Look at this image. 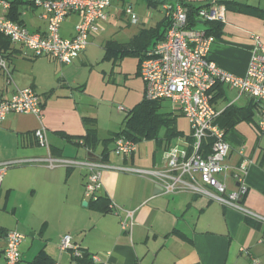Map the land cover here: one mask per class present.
Here are the masks:
<instances>
[{
  "label": "crops",
  "instance_id": "obj_1",
  "mask_svg": "<svg viewBox=\"0 0 264 264\" xmlns=\"http://www.w3.org/2000/svg\"><path fill=\"white\" fill-rule=\"evenodd\" d=\"M213 1L225 7L223 0H206L199 4L193 0H180L183 4L194 6H204ZM113 8L112 3L105 28L91 36L88 45L108 29ZM30 12L31 16H27L28 12L21 11L27 27L44 31L46 22L38 18L39 10L31 8ZM225 16L226 21L222 23L220 35L215 36L209 58L220 68L243 75L253 44L251 34L259 35L264 41V20L250 12L243 13L236 5L225 7ZM163 17L162 12L159 20ZM69 18L72 27L67 35L61 33L64 21L60 27L63 37H69L74 32L77 16ZM141 20L137 22L142 23L141 27L153 26L149 25L148 18ZM195 27L204 29L206 25L198 21ZM135 33L124 41H117L126 42ZM23 49L22 45L10 42L6 59L10 62L13 57L23 54ZM27 57L35 58L32 55ZM49 59L65 65L51 57ZM109 60L116 61L114 58ZM8 68L10 83L0 69V75L7 82L0 84V99L10 97L16 87L41 90L43 118L39 120L32 113H9L0 124V162L23 160L6 169L0 184V264H5V235L8 230L24 235L19 245L21 258L16 264H33L41 251L54 263L73 264L71 252L60 251L57 246L64 234L71 235L73 241L87 253L97 254L103 264H264V223L205 196L189 192L163 194L149 178L123 170L103 169L102 189L98 195L108 197L120 209L118 212H102L93 207L91 199L84 194L87 169L82 166L49 168L44 158L50 155L104 160L116 166L148 169L162 165L163 151L169 146L164 143L158 145L154 139L146 146L139 141L129 156H112L108 149V156L103 159L105 145L102 142L95 148L83 143L87 128L85 118L93 117L96 123L97 118L83 105L82 109L75 97L67 93L68 88L75 84H60L65 88L58 93L54 87L47 90L42 84V87H36L34 83L23 84L18 77L15 81L13 66ZM135 73L139 76L138 58ZM138 96V101L131 108L144 97L141 78ZM211 102L220 114L230 106L248 108L253 113L252 120H241L226 132L230 145L226 162L233 168L232 171H243L247 192L240 198L241 206L264 217V145L263 141L257 140V135H253L259 116L258 104L225 83H217L211 89ZM165 110L176 117L183 116L188 123L178 110L171 107ZM42 125L46 128L48 147L39 145L34 135V131ZM96 128L99 140L110 138L114 133L101 138L97 125ZM178 130L183 132L182 137L190 133ZM230 176L229 173L226 181L228 190L235 189L238 184ZM84 201L86 205L82 204ZM126 209L135 210L130 233L123 230L120 224L124 215L122 210Z\"/></svg>",
  "mask_w": 264,
  "mask_h": 264
},
{
  "label": "built area",
  "instance_id": "obj_2",
  "mask_svg": "<svg viewBox=\"0 0 264 264\" xmlns=\"http://www.w3.org/2000/svg\"><path fill=\"white\" fill-rule=\"evenodd\" d=\"M38 9V18L46 22L44 31L30 30L23 23L7 16L10 2L0 0V34L12 43L22 45L31 55L48 56L62 64L75 61L89 43L91 36L105 28L111 0H31ZM162 12L168 21L164 35L147 50L138 65V74L144 84V97L147 100H163L178 110L188 120L190 133L177 137V143L163 151L161 166L148 169L116 166L103 160L52 157L48 155L45 165L82 166L87 169L84 194L96 199L102 189L101 171L103 169L123 170L151 179L163 194L189 192L205 196L209 200L241 211L245 216L264 223V217L246 209L239 203L247 192L243 181V171H232L226 162L230 145L225 132L217 123L220 111L211 102V89L217 83H225L248 95L258 104L257 128L264 132V41L259 35L251 34L253 39L246 72L236 75L228 72L209 58L215 36L204 29L190 24L188 7L183 3H163ZM123 12L131 23L139 22L131 6ZM71 15L77 16L74 32L69 37L60 34L63 21ZM194 18L200 21H226L225 7L211 2L207 7L196 10ZM0 69L11 82L4 49L0 44ZM177 107V108H175ZM123 110L122 106H118ZM9 113H32L39 120L43 118L40 96L32 87H16L8 98L0 99V124ZM39 145L48 147L46 128L41 126L34 131ZM136 149V143L119 135L114 139L112 152L118 156H129ZM35 160V159H31ZM23 160L13 159L0 162V184L6 169ZM237 181L235 189L228 190L226 181ZM111 212L120 209L111 200ZM121 228L131 232L135 220V210H122ZM24 235L16 230H8L5 235V264H16L21 258L19 245ZM60 251H70L73 264H103L97 254H87L83 247L73 241L71 235L64 234L58 241ZM58 264V263H53Z\"/></svg>",
  "mask_w": 264,
  "mask_h": 264
},
{
  "label": "rangeland",
  "instance_id": "obj_3",
  "mask_svg": "<svg viewBox=\"0 0 264 264\" xmlns=\"http://www.w3.org/2000/svg\"><path fill=\"white\" fill-rule=\"evenodd\" d=\"M10 1V0H8ZM180 0H111L114 8L111 10V24L108 29L96 36L93 41L86 47L80 55L81 57L70 65H60L48 56H36L28 58L31 53L23 49V54L13 57L8 66H13V78L16 81L17 77L23 84H40L46 86L48 90L54 87L55 91L61 92L60 84H75L68 88L67 93H71L76 101L83 105L84 109L92 113L97 118L98 132L101 138L109 137L113 132L118 131L122 125V120L126 111H128L139 99L138 87L140 78L135 73L137 68V58L134 55H125L122 58L118 57L115 62L112 60L102 59L104 54L103 43L106 39L114 38L119 41L126 40L131 34L138 31L142 23L131 24L129 17L123 12L126 6L131 5L132 10L137 14L140 22L141 19H149V25H154L162 16L163 3H176ZM206 0H193L194 3H202ZM226 1V0H224ZM241 3H248L264 10V0H235ZM234 4L228 3V7H233ZM30 3L22 5L27 16H31ZM243 13L257 12V9H243ZM253 12V13H254ZM117 13V15H116ZM251 13V14H253ZM197 20H200L197 18ZM147 24V23H146ZM72 20L66 19L61 27V33L67 35L71 30ZM103 31V30H102ZM101 32V31H100ZM0 84H7L6 78L0 75ZM42 87V86H41ZM37 91L34 87H32ZM42 97L41 90L37 91ZM222 101L220 103L226 102ZM124 109L119 110L118 106ZM165 109L172 108L168 103H164ZM83 109V107L81 106ZM177 108V107H175ZM257 119V115H255ZM176 126L185 133L190 132L189 125L183 116L176 117ZM253 135H257V140L263 141L264 132H261L257 126L253 128ZM164 135V128H160L159 137ZM114 142V141H113ZM113 142L108 141L109 153L112 152ZM140 142L146 146L147 142H154L152 139H144ZM177 137L172 138L170 145L176 144ZM139 143V142H138ZM111 150V151H110Z\"/></svg>",
  "mask_w": 264,
  "mask_h": 264
},
{
  "label": "trees",
  "instance_id": "obj_4",
  "mask_svg": "<svg viewBox=\"0 0 264 264\" xmlns=\"http://www.w3.org/2000/svg\"><path fill=\"white\" fill-rule=\"evenodd\" d=\"M152 2V0H150ZM10 7L7 12V16L13 20L24 22L21 17L22 5L30 3L31 0H10ZM183 3V2H181ZM225 7H228V3H232L239 6L240 10L245 9H257V12L251 13L257 15L264 20V10L257 6L241 3L234 0H226L223 2ZM211 3L204 6H194L191 4H184L188 7L189 15L191 18L190 24L195 26L198 21L194 18L195 12L201 7H207ZM34 9V8H32ZM206 25L204 28L207 34L218 36L221 33L222 22L218 21H203ZM168 26V21L165 17L159 20L155 25L150 27H141L137 33H135L126 42H119L115 39L107 40L104 47V60L122 58L125 55H134L138 58V65L143 58L145 52L149 50L159 39L164 35V32ZM0 44L5 52V57L8 56L7 49L10 46V40L0 34ZM165 101L163 100H147L145 97L138 102L133 108L126 111L122 125L120 129L113 133L112 137L99 140L96 131V120L93 117H86L87 123L86 133L83 136V143L87 147L95 148L99 142H102L105 146L103 148V159L108 156V141L114 140L119 135H124L126 138L137 143L144 139H154L158 145L164 143L169 146L172 138L184 135L182 131H179L176 127V116L170 111L165 110ZM252 111L250 109H242L235 106L226 108L217 118V123L220 128L225 132L231 129L237 122L241 120H252ZM160 128H164V135L159 137ZM104 161V160H103ZM109 198L103 195H99L96 199H91V205L102 212H109ZM87 253V252H86ZM89 254V253H87ZM33 264H53L54 262L49 259V256L43 251L39 252L34 260ZM92 262L86 259L85 264H91Z\"/></svg>",
  "mask_w": 264,
  "mask_h": 264
},
{
  "label": "water",
  "instance_id": "obj_5",
  "mask_svg": "<svg viewBox=\"0 0 264 264\" xmlns=\"http://www.w3.org/2000/svg\"><path fill=\"white\" fill-rule=\"evenodd\" d=\"M82 204H83V205H86V202L84 201Z\"/></svg>",
  "mask_w": 264,
  "mask_h": 264
}]
</instances>
